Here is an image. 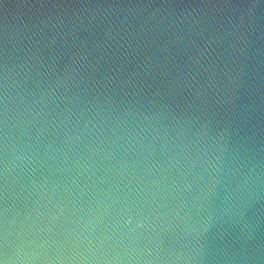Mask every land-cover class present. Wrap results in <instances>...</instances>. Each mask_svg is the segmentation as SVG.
<instances>
[{"label": "clouds", "instance_id": "1", "mask_svg": "<svg viewBox=\"0 0 264 264\" xmlns=\"http://www.w3.org/2000/svg\"><path fill=\"white\" fill-rule=\"evenodd\" d=\"M136 36L129 91L99 90L92 50L59 47L61 68L5 44L0 264H264V24L182 13Z\"/></svg>", "mask_w": 264, "mask_h": 264}, {"label": "water", "instance_id": "2", "mask_svg": "<svg viewBox=\"0 0 264 264\" xmlns=\"http://www.w3.org/2000/svg\"><path fill=\"white\" fill-rule=\"evenodd\" d=\"M238 11L251 12L264 24V0H0V65L4 62L6 43L13 59L23 56V49L31 46L47 44L57 50L58 56L59 47H79L93 52L92 75L100 91L113 79L129 91L140 80V54L135 40L142 28L157 20L166 24L182 13H199L206 20L223 22ZM120 29L121 35L127 33L132 38L133 46L125 44L113 54V40ZM109 44L112 49L107 48ZM184 59L191 63L188 56ZM55 63L62 68L63 57L59 56ZM191 70L194 72V67ZM123 80L131 83L125 85ZM186 95V90L177 89L175 102L181 103Z\"/></svg>", "mask_w": 264, "mask_h": 264}]
</instances>
